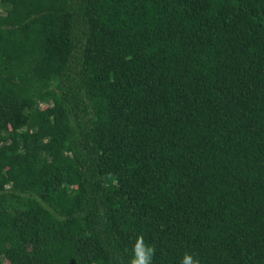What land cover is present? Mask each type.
I'll return each instance as SVG.
<instances>
[{
	"label": "trees",
	"instance_id": "1",
	"mask_svg": "<svg viewBox=\"0 0 264 264\" xmlns=\"http://www.w3.org/2000/svg\"><path fill=\"white\" fill-rule=\"evenodd\" d=\"M264 264V0H0V264Z\"/></svg>",
	"mask_w": 264,
	"mask_h": 264
},
{
	"label": "clouds",
	"instance_id": "2",
	"mask_svg": "<svg viewBox=\"0 0 264 264\" xmlns=\"http://www.w3.org/2000/svg\"><path fill=\"white\" fill-rule=\"evenodd\" d=\"M155 248L145 244L143 235H138L135 238L132 256L127 261L121 256H116V264H153V256ZM180 264H200V260L193 254L185 252Z\"/></svg>",
	"mask_w": 264,
	"mask_h": 264
}]
</instances>
